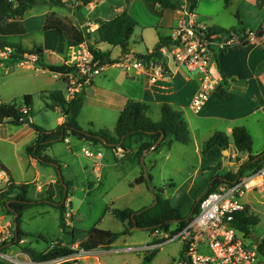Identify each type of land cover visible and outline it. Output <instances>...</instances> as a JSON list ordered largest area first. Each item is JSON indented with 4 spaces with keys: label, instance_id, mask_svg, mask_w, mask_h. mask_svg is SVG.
Segmentation results:
<instances>
[{
    "label": "crops",
    "instance_id": "crops-1",
    "mask_svg": "<svg viewBox=\"0 0 264 264\" xmlns=\"http://www.w3.org/2000/svg\"><path fill=\"white\" fill-rule=\"evenodd\" d=\"M177 1H179L182 5L179 9L162 8L158 4L148 3L144 0H92L87 5L79 6L77 8V12L75 11L67 14H64V10H62V8H49L46 5H42L38 6V8H31L28 11V14L22 18L6 19L0 17V36L5 37L11 42H19L25 49L28 50L40 46L43 49V56L39 59H41L44 64L61 65L64 63V53L70 46H68L64 35L54 30H42V26L49 9L56 11V13L61 18L71 21L73 24L81 27L83 30H86L87 23L97 24L98 26L97 22L99 20H108L115 17L122 11H127L136 20V26L139 27V31L136 34L135 40L133 41L135 43L137 42L138 45L136 46H140V48L135 49L136 47L131 45L129 51L126 53L143 55L147 52L154 51L155 47L158 45V33L162 36L171 35L177 20L182 16V9L189 8L188 0ZM240 1L242 2V0H196L193 8L191 9L195 15V20L197 23L208 27L219 26L225 29L238 27L247 34L248 40V43L246 44L236 42L230 45L225 50V52L217 55L216 64L221 73L222 80L217 86L215 92L209 97L203 109L200 111L201 114L199 112L200 115L197 116V119L188 118L186 110L189 108V104L193 98V95L198 88L199 78L195 74H188L182 69L174 68V64L170 56L169 58L165 56L164 54L166 53L164 52L163 47H161L159 50L163 55L162 59L171 70V74L169 76L163 77L157 81H152L145 74L134 69L127 70L120 66L117 62L113 64H107L98 74L91 77L88 84H84L80 90L75 93L82 94L83 96V105L78 113L77 121L80 122V116L82 115L86 106H88L90 110L97 114L104 115L105 113L109 112L111 115V122L109 125H107L108 128L95 124L91 118L84 119V121L88 123L92 130L107 129L111 134H114V127L119 111L123 108L127 100L131 99L147 104V115L153 121L160 120V107L163 103H167L172 108L182 112L190 133V139L188 142H174L170 147H167L168 151H176L175 153H178L180 157L185 158L188 152L187 147L191 145L193 152L198 156L197 169H200L199 171L202 172V175L204 173L208 174L207 177H203L205 181L209 179L207 186L210 184L212 178L215 175H224L226 169L233 171L237 169V166L235 167L236 163L234 166H230V164H228L230 158L235 155L233 153L238 152L232 143L229 144L228 149L226 150L214 148L206 155L201 153V147L202 143L207 140L215 131H221L230 137L231 130L234 126H244L251 133L247 123H235L231 121L232 117H234L231 112L244 114L243 118H246L249 113L256 112L264 117V49L262 47V43H264V0H243V2H247L248 4L254 6V11L252 12V10L249 8L247 13H249L250 17H254V21H256L258 25L256 29L249 27L248 24L250 21L248 22L247 19L240 20L238 7L235 9L234 13L233 11H230L231 6H233L234 3ZM142 16L149 17V20L140 21L139 18ZM238 21H240V23H238ZM259 28L262 29V34L260 37H257L255 32ZM33 32H40L38 34L46 41V43L43 41L45 46L43 43L32 44L31 46H27L23 43V40L26 38V36ZM57 38L58 42L55 43ZM88 43L101 50L108 51L110 57L116 59L117 61L125 54L121 52V49L118 46H110L106 43L96 42V39L93 36L90 38ZM88 43H86L87 46ZM54 46H56V48ZM46 57L48 58V61H45ZM35 62L39 64L38 60L33 61V63ZM33 63L30 62L25 64L17 62L14 64H4V62H0V66L5 65L3 66L5 71H9L13 66L17 65L25 66L29 69H42V71L50 72L42 66H34ZM52 74H54L59 79H61V77L64 78L63 75L58 73ZM62 80L64 82L65 88V90H63L65 99L71 100L73 96H69L67 94L68 92L66 93L67 81H65V79ZM46 100L49 99L46 98ZM46 103H50V100ZM45 108L52 109L53 112L58 113L56 118L57 125L61 124L65 120V117L59 107L55 106L53 108H48L45 104ZM33 119V117L30 118L31 121H33ZM101 119H103V117H101ZM33 122L35 123V121ZM15 126L17 128L13 130V136L19 138L20 140L17 139L19 141L14 139L7 140V138L0 140L12 145V149H16L17 145L25 146V154L27 157L25 168L26 170L29 168L33 170V177L29 180L19 179L17 177L18 175L16 173V169L12 163L9 164L7 161L3 160V163L0 164H3L9 170V174L7 175L8 181H12L16 184L26 183L29 185L30 182H33L35 184L37 193L40 195L36 197V199L31 200L45 198L46 190L48 186L51 185L54 189L53 200L58 201L60 199V187L57 183L58 176L56 171L53 168L47 171V181L45 183L46 185L44 186L40 179L42 172L39 166L42 164L26 153V148L34 144L37 138V133L27 124ZM147 141H149V139L146 136L134 137L132 139L130 152L127 155L124 154L119 156L118 153L121 152L120 149H117V151L109 149L110 152L109 155H107L102 151V149L105 147L94 145L90 148H87L84 140H80L75 137H67L64 141L53 143L46 149L45 154L58 160L61 176L68 184L67 190H69L73 175L68 169L69 166L66 162V159L71 158V160L76 161V159L79 157L78 153H76L78 150H80L83 156L89 161L86 165L81 160H77L78 165L80 164L79 170L81 173L86 174L87 167H90L91 172H98L99 175L97 179L101 181L103 177L106 178L109 167H120L118 166L120 163L130 161L132 164H134L136 171L134 177H132V179L127 182V185L131 188L140 186L147 187L145 183L130 185V183L140 174L142 170L140 164L143 162V164H145L146 160L151 162V160L148 159L149 156L153 152H156L162 148L161 147L156 151L146 152L144 153L143 157L138 160L135 156V153L138 151L140 145ZM230 147L235 150V152L232 154H230ZM85 150L93 152L94 156L92 158L87 157L84 153ZM218 151L221 152L223 157H218ZM238 154H240V152H238ZM252 154L255 153L252 152ZM242 156L247 157L248 154L243 153ZM95 161L99 163V166L95 165ZM218 162H221L225 165L224 170H218L215 168ZM143 164L141 165L144 167V171H147L145 169V165ZM210 164H212V166L208 167ZM62 168L66 169L65 173L62 172ZM39 185L40 188H38ZM91 185V182L87 181V186L89 189H91ZM172 185L173 183L169 184V186ZM159 187L163 188L162 194L164 197H167L164 195V187ZM6 188L7 187L3 185V182L0 183V193ZM147 189L149 188L147 187ZM205 190L206 189H202L203 192ZM27 197L30 199L28 193ZM168 198L170 199V197ZM152 200L153 195L151 202ZM172 205L177 208L175 204ZM144 206L147 205H143V207ZM34 207H39L40 209L36 210L33 214H45L50 208L58 211L56 208L49 205H35L26 210H30ZM64 215L66 224L67 219L74 220L73 216H75V211L72 207V195L67 194ZM173 226L174 225L171 227L173 228ZM99 227L105 229L104 227H101V225ZM122 228L123 225L120 230H122ZM0 229L12 230L14 232L13 217L7 214L4 207L1 205ZM61 233L65 236L62 238L56 237L55 241H60L62 244H70L74 249L78 247V241L72 244L73 236L66 235L63 229H61ZM132 235L133 233H130L128 235L121 236L118 239H122L126 236L132 237ZM152 239L153 236L151 235L150 240L145 239L144 241H140L138 244L150 242ZM117 240L112 243L111 246L116 244ZM25 243L30 245L28 247H32L38 251H42L44 249H37L35 241L27 237H22V239L17 244L22 245ZM124 244L125 245L120 250L125 252L132 251L130 248L134 245H126L125 240ZM48 245L49 244L46 245L45 249L48 247ZM16 246L17 245L14 244L13 247L15 248ZM103 253L104 251L98 254H85L80 256L75 261H73L75 259L73 255H71L66 260L71 262L73 261L74 264H108ZM134 253L137 255L139 261L135 263L133 258L125 257L122 259L120 264H139L142 260L143 253L135 251ZM113 262L115 263V260ZM151 264H153V260Z\"/></svg>",
    "mask_w": 264,
    "mask_h": 264
},
{
    "label": "trees",
    "instance_id": "trees-1",
    "mask_svg": "<svg viewBox=\"0 0 264 264\" xmlns=\"http://www.w3.org/2000/svg\"><path fill=\"white\" fill-rule=\"evenodd\" d=\"M92 0H0V17L22 18L35 5H59L64 6L69 3L78 2L79 6H84ZM130 1V0H127ZM148 3L158 4L162 8L179 9L181 3L177 0H144ZM189 9H192L196 0H188ZM98 27L92 31L83 30L81 27L73 24L67 19L61 18L56 11L49 9L42 30H54L65 36L68 46H76L82 43H88L93 36L98 43H106L110 46H118L121 52L126 53L131 46L130 38L137 25L136 20L127 11H122L115 17L108 20H99ZM212 32L227 34L234 32L241 44L248 43L247 34L238 27L225 29L219 26L208 27ZM262 29L259 28L255 35L260 37ZM158 44L161 47H170L173 44L170 36H162L158 33ZM11 48L9 56L4 61L7 64H14L22 60L28 53L37 55L39 65L52 73H58L66 78V75L74 71V68L63 63L61 65L44 64L41 59L43 49L40 46L34 47L31 50L25 49L19 42H11L5 37L0 36V48ZM264 49V43H262ZM88 49L93 54L94 60L99 65L113 64L116 59L110 57L108 51L101 50L88 43ZM225 52V51H224ZM151 58H157L162 61L156 51L147 52L139 55ZM50 100L46 103V107H59L65 120L52 129L43 128L30 120L32 95L24 94L21 99H13L9 103L0 102V124L10 123L13 125L27 124L36 133L37 138L34 144L26 148V153L36 159L40 164L52 167L58 176L60 170L58 160L45 154V151L53 143L64 141L67 137H75L84 140L89 145H100L102 147L117 151L120 149L123 155H127L131 150L132 139L136 136H146L149 141L140 145L135 156L138 160L143 157L144 153L156 151L162 146L170 147L174 142L186 143L190 139V133L187 122L180 110L172 108L169 104L163 103L160 107L161 118L159 121H153L147 115L148 105L135 100H127L123 108L119 111L114 134H111L107 129L99 130H84L77 121L78 113L83 105L82 94H76L71 100L65 99V96L60 90H53L45 96ZM26 118L29 120L26 121ZM161 138V139H160ZM160 139V140H159ZM232 143L236 150L240 153H247V159L242 163L236 174L226 173L225 175H215L206 190L200 195L197 201L194 202L191 212L188 216H182L179 210L174 207L169 198L163 196L162 187H151V175L145 176V171L142 166L140 174L130 183L139 184L145 183L153 195V200L150 205L144 206L138 210L130 208L118 209L107 208L112 216L120 221L123 225L122 230L112 231L109 229L100 228L94 225L89 230L82 231L79 229L72 230V244L78 241L79 248L85 250L109 249L119 237L128 235L135 230V227L148 231L150 233L155 230L169 231L172 225H177V229L186 224L187 219L197 212L201 199L212 190V187L221 179L229 180L235 178L237 174H243L247 170H257L264 164V149L261 153L252 154V139L249 131L244 126H234L231 130L230 137L221 131H215L213 134L202 143L201 153L208 154L212 149H228ZM153 147V149H151ZM57 183L60 187V199L53 200L54 189L51 185L46 190V197L38 200H31L27 197L29 184L10 182L9 186L0 193V205L4 207L7 214L13 217L16 223L17 234L13 233L10 243L17 244L22 235L27 238H43L41 235H34L24 232L20 228L22 212L35 205H49L59 211V226L65 231V201L68 194V184L58 176ZM66 187V188H65ZM235 227L248 235L251 225L258 223L255 216L247 214V208L235 214ZM3 244L2 246H5ZM260 251L264 250V243H259ZM34 259L48 260L66 255H72L77 252L70 244H62L60 241H52L43 251H38L34 248L25 250ZM157 249L143 253L142 260L139 264H151ZM183 254V253H182ZM182 256V255H181ZM0 264H8L0 259ZM59 264H74L71 261H63Z\"/></svg>",
    "mask_w": 264,
    "mask_h": 264
},
{
    "label": "rangeland",
    "instance_id": "rangeland-1",
    "mask_svg": "<svg viewBox=\"0 0 264 264\" xmlns=\"http://www.w3.org/2000/svg\"><path fill=\"white\" fill-rule=\"evenodd\" d=\"M38 6L42 5H35L34 7L38 8ZM48 7L62 8L64 14H67L75 11L77 12L78 2L69 3L64 6L53 5ZM237 7L239 8L240 20L247 19L248 22L250 21L248 24L249 27L256 29L258 25L256 21H254V17H250L249 13H247L249 8L253 12L254 6L242 0V2L234 3L230 11L234 13ZM27 14L28 13L24 16ZM139 20H149V17L142 16ZM238 23H240V21H238ZM138 31L139 27L135 26L130 38L131 45L136 47L135 49L140 48V46H136L138 43L133 41ZM38 33L40 32L28 34L23 40V43L27 46L43 43L45 46L46 41ZM43 41H45V43ZM57 42L58 38L55 43ZM54 47L56 48V46ZM31 54L33 53H28L27 56ZM164 55L169 58V54L166 53ZM45 61H48L47 57ZM19 62H21V60ZM4 64L6 63L4 62ZM33 64L36 67H41L36 62ZM3 66L5 65L0 66V102L9 103L12 99H21L24 94H31V116L34 118L33 121L39 126L47 129L57 126L56 118L58 113L53 112L52 109L45 108L46 102H49V100H46L45 96L53 90H60L63 92L65 88L62 79L67 81L68 87L70 85L68 77H61V79H59L54 74L42 71V69H29L25 66L17 65L13 66L9 71H5ZM67 87L66 93L68 92ZM186 114L188 118L197 119V116H199L201 112L200 114L194 113L188 108ZM231 114L234 115L231 121L235 123H247L251 131V133H249L252 139V152L255 154L261 153L264 149V117L258 112L249 113L246 118H243L244 114L236 112H231ZM110 116L109 112L104 115L97 114L86 106L80 116V122L78 123L84 130L91 129L88 123L84 121V119L91 118L95 124L108 128L107 125L111 122ZM101 117H103V119H101ZM15 128L17 127L10 123L0 124V139L7 138V140L14 139L19 141V138L13 136V130ZM85 145L87 148L94 146L87 143ZM24 147L25 146L17 145L16 149H12V145L0 140V163H3V160L7 161L9 164L12 163L16 169L17 177L22 180H29L33 177V170L30 168L26 170L25 168L27 157ZM187 149L188 152L184 158L180 157L178 153H175L176 151L170 152L167 147L162 146L160 150L153 152L149 156L148 159L151 160V162L146 160L145 164H143L144 162L141 163L145 165L146 172L151 175L150 186H163L165 189L164 195L167 196V198L170 197L171 203L177 206L179 213L184 217L190 214L194 202L197 201L203 193L202 189L207 188V182L209 180L205 181L203 179V177H207L208 174L204 173L202 175V172L199 171L200 169H197L198 156L193 152L191 145L187 147ZM230 149V154L235 152L232 147H230ZM102 151L109 155V149L103 148ZM76 153L79 155L76 161L71 160V158L66 159L69 166L68 169L73 175L68 195H72V207L75 211V216H73L74 220L67 219V224L65 223L66 235L72 236L71 232L74 228L86 231L94 225H101V227L105 229L118 231L121 229L122 225L112 216L107 208L140 209L143 205L150 204L152 193L147 187L140 186L131 188L127 185V182L134 177L136 171L134 164L130 161L120 163L118 165L120 167H109L106 178L103 177L100 181L97 179L99 175L98 172H91L90 167H87L86 174L80 172V164L78 165L77 160H81L86 165L89 161L83 156L80 150ZM217 154L219 158L223 157L220 151H218ZM233 154L235 155L230 159L235 161V167H240L247 159V157L242 156L243 153L238 154V152H235ZM141 164L140 167H142ZM209 166L211 167L212 164L208 165V167ZM39 168L42 172L40 176L41 183L45 186L47 181L46 173L51 170L52 167L41 165ZM62 170V172L65 173L66 169L62 168ZM248 171L250 170L246 172ZM87 181L91 182V189L88 188ZM170 183H173V185L169 186ZM27 193L30 199H36V197L40 195L37 193L33 182H30ZM241 199V201L246 204L247 214L249 216H255L258 219L257 224L251 225L250 232L248 236L244 238V241L246 243L253 242L258 245L259 243H264V192L252 191L244 194ZM39 209V207H34L24 211L21 216L20 228L26 233L41 235L45 238V240H43L42 238L31 237V239L35 241L37 249H45L46 245L55 241L56 237L62 238L65 235L61 233L62 228L59 226L58 211L50 208L45 214H33ZM132 233V237L126 236L122 239H118L117 243L110 247L111 249H105L107 251H104L103 255L106 257L108 264H120L125 257L133 258L135 263L139 261L134 251L125 252L120 249L125 245L124 240L128 246H137L140 241H144L145 239L150 240L151 233L143 229L133 230ZM16 245L14 250L20 249L24 252H26L25 250L30 246L27 243ZM78 247H76V249ZM182 253V244L180 241L167 242L157 249V253L153 258V264H178V262L184 258V254ZM114 260L115 263L113 262Z\"/></svg>",
    "mask_w": 264,
    "mask_h": 264
},
{
    "label": "built area",
    "instance_id": "built-area-1",
    "mask_svg": "<svg viewBox=\"0 0 264 264\" xmlns=\"http://www.w3.org/2000/svg\"><path fill=\"white\" fill-rule=\"evenodd\" d=\"M97 27V24L87 23L86 31L92 32ZM170 37L173 44L170 47L164 46L163 49L169 54L174 68L195 74L199 78L198 88L189 104L193 112L199 113L222 80L216 57L236 43L237 36L234 32L222 34L210 31L208 26L196 22L191 9L184 8ZM10 52L9 47L0 48V62H4ZM36 58L37 55L26 54L21 62L28 64ZM64 63L74 68L73 72L66 75L70 82L67 87L69 96L76 95L84 84L89 83L92 76L107 65H99L94 60L86 43L70 46L64 53ZM117 63L127 70L134 69L145 74L152 81L171 74L163 59L161 61L154 57L125 53ZM84 153L89 158L94 156L93 152L87 150ZM118 155L122 156L123 153ZM228 164L234 166L235 161L230 159ZM95 165L99 166V163L95 161ZM215 168L224 170L225 165L218 162ZM238 169L239 167L234 171L226 169L225 174H236ZM2 182L5 187L10 184L7 174L0 169V183ZM252 191L264 192V164L257 170L237 174L235 178L221 179L201 199L197 212L187 219L183 227L177 229V225H174L169 231L155 230L151 233L153 239L150 242L131 246L130 249L145 253L158 249L167 242L180 241L184 258L178 264H264V250L260 251L256 243H246L244 238L248 235L238 230L233 223L235 214L246 208L241 197ZM13 233L12 230L0 229V259L8 264H59L71 256L48 260L34 259L28 252L14 250V243H10ZM3 244L6 245L2 246ZM76 250L72 254L75 258L73 261L85 254L105 251H88L79 247Z\"/></svg>",
    "mask_w": 264,
    "mask_h": 264
},
{
    "label": "water",
    "instance_id": "water-1",
    "mask_svg": "<svg viewBox=\"0 0 264 264\" xmlns=\"http://www.w3.org/2000/svg\"><path fill=\"white\" fill-rule=\"evenodd\" d=\"M161 48V45H157L156 47H155V49H154V51H156V54L160 57V58H162L163 57V55H162V53L160 52V49ZM29 119L28 118H26V121H28ZM161 139V138H160ZM159 139V140H160ZM0 169H2L7 175L9 174V170H8V168L7 167H5L3 164H0ZM146 171H145V176H146ZM58 176H59V178H60V180H61V173H60V170H58ZM154 198V197H153ZM135 229L136 230H140V228H137V227H135ZM14 234L16 235L17 234V231H16V223L14 222ZM22 237L23 238H25L26 236L25 235H22Z\"/></svg>",
    "mask_w": 264,
    "mask_h": 264
}]
</instances>
